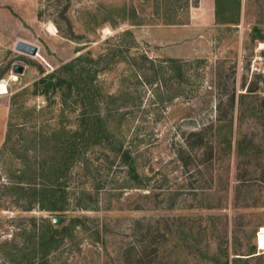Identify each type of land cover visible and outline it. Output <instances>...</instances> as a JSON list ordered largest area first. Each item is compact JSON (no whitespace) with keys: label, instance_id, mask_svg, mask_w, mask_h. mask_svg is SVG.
Returning <instances> with one entry per match:
<instances>
[{"label":"rangeland","instance_id":"1","mask_svg":"<svg viewBox=\"0 0 264 264\" xmlns=\"http://www.w3.org/2000/svg\"><path fill=\"white\" fill-rule=\"evenodd\" d=\"M170 2L176 7H168ZM240 3L239 24L228 30L215 22L214 0H0V264H15L13 257L21 261L12 250L22 246L24 231L55 216L37 205L25 210L26 199L9 187L17 184L28 162L37 166L55 146L73 139L83 109L72 98L63 104L52 83L55 72L79 56L86 72L95 74L100 117L109 105L106 97L121 89L128 92L117 99L115 106H124L113 113L111 124L119 123L115 139L132 148L148 184L145 189L122 188L124 170L108 150L77 147L64 181L63 217L79 218L82 226L73 231L71 249L53 262L134 264L157 253L154 264L221 263L217 250L224 244L225 227L229 253L249 252L253 242L258 249L256 235L264 227V160L256 172L249 168L248 180L239 184L233 151L229 159L219 153L202 176L193 162L185 168L177 152L190 133L214 119L220 97L223 112L229 109V89L235 90L233 137L238 138L237 96L246 93L255 73L264 74V40L251 39L255 27L264 35V0ZM143 57L157 68L166 58L192 62L187 84L179 92L174 80L167 87L142 82L136 65L144 63ZM14 65L22 66L23 73L14 74ZM172 95L176 97L169 99ZM252 97L241 129L248 136L255 131L253 113L263 111L258 108L264 96ZM227 165L226 209H220L218 177H225L221 171ZM34 169L36 186L51 187L53 176ZM190 187H197V196L188 195ZM200 226L209 229L202 234ZM231 264H264V250Z\"/></svg>","mask_w":264,"mask_h":264},{"label":"trees","instance_id":"2","mask_svg":"<svg viewBox=\"0 0 264 264\" xmlns=\"http://www.w3.org/2000/svg\"><path fill=\"white\" fill-rule=\"evenodd\" d=\"M168 4L170 5L168 7H176L175 2H170ZM214 6L216 24L224 25L228 30L239 24L240 0H214ZM178 8H180V6H178ZM258 32L261 34L259 37L256 36ZM251 39L263 41L264 35L255 27L251 33ZM114 54L115 52L112 55ZM262 55H264V52H262ZM81 60L82 57L79 56L72 62L63 65L59 71L55 72L57 76L52 83V91L55 93L59 92L63 104L66 103L67 99L70 100L72 98V102L80 104V107L83 109L81 111L78 128L74 130L73 139L71 140L68 138V140L63 141L62 146H55L53 148L54 151L50 152L49 156L45 155L37 166L35 162H28L26 168L20 170V176L16 177L17 181L15 182H17V184L14 185L13 183L12 186L9 187L16 192L18 197L26 199L28 207L25 210H29L37 205L40 210L55 215L52 219H61V223L55 225L52 223V219L44 217L40 220L39 227H37L36 230L24 231L27 235L25 236V241H23L22 246L12 250L13 254H19V259H21V261L19 260L17 262V259L13 257L11 261L15 262V264H55L53 261L57 262V260H60L58 258H61L64 253L71 249L69 244L72 243L74 239L73 231H75L78 226H82V224L79 218L63 217V204L67 200L64 191V181L67 173L73 166L77 147L85 151L97 145V147L102 150H108L110 155L112 154L113 159L117 160L118 167L124 170V176L120 180L123 182L122 186L124 187L122 188L145 189L148 184V179L138 172V157L133 155L132 148L128 146L124 148V145L119 144L120 142L115 139L117 133H115L116 131L114 132L113 129H119V123L114 125L111 124V121L115 120V115L113 113L121 108V106H124V103L115 106L117 99L123 98L128 92L121 89L119 94L106 97L108 99L106 103L111 105V108L109 105H106V114L104 117H100L97 108L99 98L96 97L97 94L99 95L100 93L99 89L96 87L97 85L94 84L95 74L93 72H86L88 70L80 64ZM143 60L144 63L142 65H136L141 74L138 78H141L142 82H157L160 86L163 85L167 87V85L174 80L177 82L180 92L184 87L183 82L187 84L190 78L189 73L192 69V62L182 61L176 58H166L162 63L163 66L160 65L159 68H157L152 61L146 59V57H143ZM146 63H148L149 66L145 67ZM126 64L128 65V63ZM129 66L130 67L127 68L132 69L131 63H129ZM142 69L144 70L142 71ZM197 69L198 68L195 67V70ZM128 79H126V81H128ZM243 86H245V83H243ZM263 86L264 74L255 73L253 80L246 88V93H240L237 96L239 109V114L235 118L239 132L237 139L233 137L235 90L229 89L226 93L227 96L230 94L228 100L229 109L224 107V112L221 106V97L217 100L214 119L207 120L205 123L201 124L198 132L190 133V137H186L185 139L186 144H184V147H179L177 151L179 160L185 168H188L193 162L196 166V174L202 176L203 168L212 167V162L215 159L217 160V155L219 153L225 154L229 159L233 151V155L237 159V167L234 169V180L236 182L243 184V182L248 180L249 168L256 172L257 166L261 165V160H264V97L259 100L260 104L258 111L260 112V110H263L261 111L262 113L260 115L253 113L252 119L256 125L255 131L248 136V134L246 135L241 129L245 119L244 111L247 109V98H253L252 96L255 93L264 96ZM42 89L44 88L42 87ZM17 96L18 95H16V97ZM174 97H176V95H172L169 99H173ZM249 102L251 106H253L254 101ZM252 108L254 109L255 107ZM227 110H229L228 113ZM225 112L226 114H224ZM258 127H260L261 130H257ZM10 131H12L11 128L9 129V132ZM259 131H263V137L261 139H256ZM130 146H132V144H130ZM21 158H24V156ZM241 165L244 166L241 167ZM35 167L41 169V175L44 176L49 173V176H53L51 187L36 186L34 181ZM224 169L225 171H223ZM224 169H222L221 173H224L225 177H218V185L223 191L222 198L218 199L219 206L221 202H223V207H220V209H226L230 165H227ZM200 179L203 180L201 177ZM9 188L7 187V189ZM196 188L197 187H190L189 190L193 193L188 195L197 196V193L194 191ZM201 208L208 209L209 207L201 206ZM140 209L143 208L140 207ZM200 228L202 227L200 226ZM207 229L209 228L204 227L200 229L199 232L205 234ZM223 239L225 240L224 244L219 243L217 250L218 255L223 258V261L216 264H231L233 260H246L250 258H246L247 256L256 253L255 245H252L250 251L244 254H237L232 251L229 253L226 227L223 230ZM151 245L154 246V244ZM50 255L53 256V260H49ZM233 255L240 257H234ZM145 256L140 257L134 264H154L152 262H154L157 253L156 255L152 254Z\"/></svg>","mask_w":264,"mask_h":264},{"label":"water","instance_id":"3","mask_svg":"<svg viewBox=\"0 0 264 264\" xmlns=\"http://www.w3.org/2000/svg\"><path fill=\"white\" fill-rule=\"evenodd\" d=\"M257 35H258V33H257ZM12 71H13L14 74L20 75V74L23 73V67L20 66V65H14ZM49 86H50V84H47V85H45V88H49ZM52 223L57 225V224L61 223V219L53 218L52 219Z\"/></svg>","mask_w":264,"mask_h":264},{"label":"bare ground","instance_id":"4","mask_svg":"<svg viewBox=\"0 0 264 264\" xmlns=\"http://www.w3.org/2000/svg\"><path fill=\"white\" fill-rule=\"evenodd\" d=\"M256 243L258 246L259 251L264 250V227H260V231L257 233L256 236Z\"/></svg>","mask_w":264,"mask_h":264},{"label":"crops","instance_id":"5","mask_svg":"<svg viewBox=\"0 0 264 264\" xmlns=\"http://www.w3.org/2000/svg\"><path fill=\"white\" fill-rule=\"evenodd\" d=\"M256 236H257V235H256ZM253 243L255 244V242H253ZM254 244H253V245H254ZM255 251H256L255 254H253V255H251V256H247L246 258H248V257H252V256L255 257V256H257V255H260V252H262V251H259L258 249H256ZM235 257H240V256H235ZM248 259H249V258H248Z\"/></svg>","mask_w":264,"mask_h":264}]
</instances>
